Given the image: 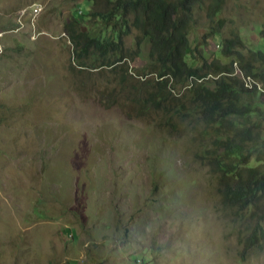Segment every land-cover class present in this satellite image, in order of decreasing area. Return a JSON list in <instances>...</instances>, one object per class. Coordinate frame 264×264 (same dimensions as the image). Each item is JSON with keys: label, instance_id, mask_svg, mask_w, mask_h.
I'll list each match as a JSON object with an SVG mask.
<instances>
[{"label": "rangeland", "instance_id": "obj_1", "mask_svg": "<svg viewBox=\"0 0 264 264\" xmlns=\"http://www.w3.org/2000/svg\"><path fill=\"white\" fill-rule=\"evenodd\" d=\"M102 2L0 0V264H264L195 157L202 127L134 102L148 44L128 74L75 62L66 28ZM194 18L208 61L235 35L264 50V0H226L212 38Z\"/></svg>", "mask_w": 264, "mask_h": 264}, {"label": "trees", "instance_id": "obj_2", "mask_svg": "<svg viewBox=\"0 0 264 264\" xmlns=\"http://www.w3.org/2000/svg\"><path fill=\"white\" fill-rule=\"evenodd\" d=\"M98 11H78L66 28L78 66L128 74L148 44V66L137 73L140 109L154 107L174 120L202 127L208 143L196 154L216 180L222 205L241 224L240 256L264 248V50H244L238 35L208 61L192 48L196 11L209 22L206 38L224 26L226 0H100ZM81 19V22H80ZM81 25H84L81 27ZM135 33V35H134ZM264 35V32H261ZM132 38L130 47L126 39ZM143 96V99L141 97Z\"/></svg>", "mask_w": 264, "mask_h": 264}, {"label": "built area", "instance_id": "obj_3", "mask_svg": "<svg viewBox=\"0 0 264 264\" xmlns=\"http://www.w3.org/2000/svg\"><path fill=\"white\" fill-rule=\"evenodd\" d=\"M34 13H38V10H37V9H35V10H34Z\"/></svg>", "mask_w": 264, "mask_h": 264}]
</instances>
